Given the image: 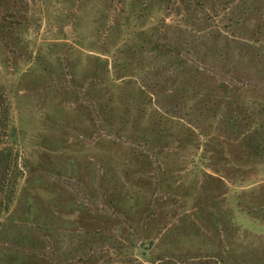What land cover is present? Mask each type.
Here are the masks:
<instances>
[{"label": "rangeland", "instance_id": "374dc122", "mask_svg": "<svg viewBox=\"0 0 264 264\" xmlns=\"http://www.w3.org/2000/svg\"><path fill=\"white\" fill-rule=\"evenodd\" d=\"M4 129L0 264H264V0H0Z\"/></svg>", "mask_w": 264, "mask_h": 264}, {"label": "trees", "instance_id": "16d2710c", "mask_svg": "<svg viewBox=\"0 0 264 264\" xmlns=\"http://www.w3.org/2000/svg\"><path fill=\"white\" fill-rule=\"evenodd\" d=\"M0 136L6 137L5 129L0 130ZM19 174L11 160L10 153L4 149L0 150V194L5 193L8 197V202L14 196Z\"/></svg>", "mask_w": 264, "mask_h": 264}]
</instances>
